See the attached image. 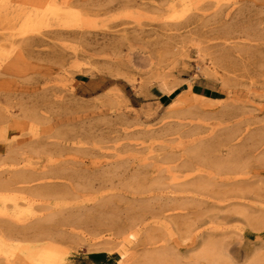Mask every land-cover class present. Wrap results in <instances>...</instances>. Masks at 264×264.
<instances>
[{
  "label": "rangeland",
  "instance_id": "1",
  "mask_svg": "<svg viewBox=\"0 0 264 264\" xmlns=\"http://www.w3.org/2000/svg\"><path fill=\"white\" fill-rule=\"evenodd\" d=\"M188 90L210 98L204 109H189ZM0 143L7 151L24 150L41 178L4 188L10 180H0V211L19 216L27 234L14 243L33 248L25 253L29 264H67L73 255L93 252L109 254L113 264H192L202 243L196 238L191 247L189 230L212 216L217 219L199 230L208 224L212 240H225L218 264H264V182L254 176L264 179V0H0ZM47 173L72 174L78 189H49L42 182ZM242 177L251 182L229 187L218 181ZM253 180L258 186L251 187ZM79 183L88 184L85 191ZM43 185L47 193H36ZM217 190L228 194L221 198ZM82 193L94 197L78 210ZM214 194L224 200L216 197L217 204ZM56 202L60 208L46 207ZM224 213L230 215L225 223ZM2 243L0 264H8L18 253L10 255ZM173 247L182 251L175 255Z\"/></svg>",
  "mask_w": 264,
  "mask_h": 264
},
{
  "label": "bare ground",
  "instance_id": "2",
  "mask_svg": "<svg viewBox=\"0 0 264 264\" xmlns=\"http://www.w3.org/2000/svg\"><path fill=\"white\" fill-rule=\"evenodd\" d=\"M179 1H182V0H179ZM173 2L172 3H168V5H167V9L169 8H171V7H173ZM71 6V5H70ZM240 13H242V12H240ZM28 15H30V14H28ZM242 15H244V14H242ZM175 26V25H174ZM32 27V26H31ZM229 29V28H228ZM231 29V28H230ZM32 41V40H31ZM33 42V41H32ZM38 42V41H37ZM35 43V42H34ZM214 50V49H213ZM188 92H190L192 95H193V98H192V101L189 103V109L190 108H194V110L196 111V110H199L200 108H203V107H205L207 104H205V102L207 103L209 100H210V98L209 97H204V96H202V95H199V94H196V93H194V92H192L191 90H188ZM183 95V92L182 93H180V94H178L177 95V99H180L181 98V96ZM194 99H196V100H194ZM204 100H208V101H204ZM191 106V107H190ZM13 107V106H12ZM210 107V106H209ZM208 107V108H209ZM213 108V107H212ZM204 109V108H203ZM211 109V108H210ZM241 109V108H240ZM206 110H208V109H206ZM199 112V111H198ZM5 113V112H4ZM24 113V112H23ZM27 113V112H26ZM43 113V112H42ZM200 113V112H199ZM202 113V112H201ZM214 113V112H213ZM234 113V112H233ZM18 114H20V113H18ZM17 114V115H18ZM206 114V113H205ZM209 114H211V113H209ZM208 114V115H209ZM232 114V113H231ZM231 114H229V115H231ZM235 114H236V112H235ZM234 114V115H235ZM238 114V113H237ZM12 115H13V113H12ZM204 115V114H203ZM212 115V114H211ZM23 116V115H22ZM205 116H207V114L205 115ZM210 116V115H209ZM233 116V115H232ZM231 116V117H232ZM10 117H14V116H10ZM228 118L230 117V116H227ZM237 117V116H236ZM8 118H9V115H8ZM233 118V117H232ZM234 118H235V116H234ZM229 119H231V118H229ZM15 120V119H14ZM25 121V120H24ZM3 122V121H2ZM5 122V121H4ZM32 122V121H31ZM37 123V122H36ZM48 123V122H47ZM46 123V124H47ZM2 125V124H1ZM8 128V127H7ZM1 130H2V128H1ZM29 130V129H28ZM2 132V131H1ZM4 132V131H3ZM28 132V131H27ZM32 132V131H31ZM48 134V133H47ZM32 138V137H31ZM34 138V137H33ZM74 138V137H73ZM28 139V138H27ZM45 139V138H44ZM47 139V138H46ZM76 139V138H75ZM78 139V138H77ZM71 140H72V138H71ZM67 141V140H66ZM70 141V140H69ZM74 140H72V142H73ZM78 141V140H77ZM81 141V140H80ZM71 142V143H72ZM60 143V142H59ZM74 143V142H73ZM54 144V143H53ZM56 144V143H55ZM24 145V144H23ZM22 145V146H23ZM26 145V144H25ZM28 145V144H27ZM26 145V146H27ZM64 145V144H63ZM72 145V144H71ZM31 146V145H30ZM73 146H71V148H72ZM23 149V148H22ZM25 149V148H24ZM30 149V148H29ZM38 149V148H37ZM42 149H44V148H42ZM28 150V149H27ZM31 150V149H30ZM40 150V149H39ZM41 151V150H40ZM74 151V150H73ZM23 152H24V150H23ZM23 152H21V151H17L16 149L15 150H6L4 153H2L0 156H1V158L2 159H0V180H2V179H4L5 178V176H7L8 178H9V180H10V182H9V184H4V185H2L3 187L2 188H4V187H10L11 185H15V184H24V185H28V184H31L32 182H34V181H36V180H41V178H37L36 177V175H35V173L34 172H37L38 170H37V168H35L33 165H31L30 163H28V162H26V155L23 153ZM30 152V151H29ZM43 152V151H42ZM35 152L33 151V153L32 154H34ZM38 154V153H37ZM36 154V155H37ZM49 154V153H48ZM35 155V154H34ZM66 156V155H65ZM93 157V156H92ZM65 158V157H64ZM67 159V158H66ZM65 160V159H64ZM232 161H234L233 159H232ZM247 161V160H246ZM245 161V162H246ZM225 162V161H224ZM231 162V161H230ZM238 162H240V161H238ZM82 163V162H81ZM218 163V162H217ZM225 163H229V162H225ZM235 163H236V161H235ZM9 164V166H8V168L6 167L7 165ZM33 164V163H32ZM83 164V163H82ZM111 164V163H110ZM115 164V163H114ZM211 164H212V162H211ZM216 164V163H215ZM215 164H212V166L214 165L215 166ZM223 164V163H222ZM230 164V163H229ZM234 164V163H233ZM233 164H230V165H232L233 166ZM6 165V166H5ZM40 165V164H39ZM84 165V164H83ZM82 165V166H83ZM108 165V164H107ZM208 165H210V163L208 164ZM220 165L221 164H217L216 166L217 167H220ZM225 165V164H224ZM241 165H243L242 167H244V164H241ZM79 166H81V165H79ZM110 166V165H109ZM111 166H114V165H112L111 164ZM226 166V165H225ZM232 166H229V167H232ZM236 166H237V164H236ZM238 166H239V164H238ZM237 166V167H238ZM39 167V166H38ZM95 167V166H94ZM223 167V166H222ZM221 167V168H222ZM234 167H235V164H234ZM234 167H232V168H234ZM240 167V166H239ZM105 168H107V167H105ZM113 168V167H112ZM220 168V170L222 171L223 170V168L221 169ZM225 169H226V167H224ZM84 169H88L87 167H84ZM114 169V168H113ZM112 169V170H113ZM228 169V168H227ZM235 169H236V167H235ZM238 169V168H237ZM244 169V168H243ZM234 170V169H233ZM245 170H246V168H245ZM80 171H83V169L82 170H80ZM80 171H78V172H80ZM85 171V170H84ZM83 171V172H84ZM237 171V170H236ZM239 171H241L240 169H239ZM243 171V170H242ZM241 171V172H242ZM45 172V171H44ZM44 172H40L41 174H43V175H45V173ZM64 172V171H63ZM77 172V171H76ZM222 172H224V171H222ZM233 171H231L230 170V172L228 171L227 173L229 174H231ZM27 173L29 174H33L34 173V175H35V178H32L31 179V175L29 176V178H28V176H27ZM71 173H73L72 171H71ZM102 173H104V172H102ZM226 173V172H225ZM224 173V174H225ZM41 174H38V177H43V176H39V175H41ZM48 174V173H47ZM58 174V173H57ZM64 174V173H63ZM66 174V173H65ZM67 174H70V173H67ZM75 173H73V175H74ZM221 174H223V173H221ZM236 174V172L234 173V175ZM49 176H46V178H42V182H43V184H47L46 186H49V185H51L50 187H52V185L54 186V185H59V186H61V185H64L65 187H66V189L67 188H73L72 187V181L71 180H73L75 177L73 176L72 177V174H71V176H69V175H67V176H54L53 174V176H54V178L53 177H51V174H48ZM60 175H61V173H60ZM83 175V174H82ZM92 175V174H91ZM91 175H89L90 177H92ZM217 175V174H216ZM219 175V174H218ZM225 175H227V174H225ZM76 176V175H75ZM77 176H78V174H77ZM88 176V177H89ZM94 176H95V174H94ZM101 176H104V175H101ZM100 176V177H101ZM106 176V175H105ZM199 176V175H198ZM202 176V175H201ZM227 176H229V175H227ZM236 176H237V174H236ZM239 176H240V173H239ZM254 176H259V178H260V180L258 179V182L260 181L261 182V184H262V182H264V179H262V176H261V174H257V173H254ZM6 177V178H7ZM98 177V176H97ZM200 177V176H199ZM223 177V176H222ZM238 177V176H237ZM244 177V176H243ZM235 178V179H230V178H228V179H218V181L219 182H222V183H230V184H232L233 185V183H231L232 181L233 182H235V185H237V183H241V184H246L247 183V185H248V183H250L251 181H252V179L253 178H251L250 176V178H251V181L250 180H248V178ZM78 178V177H77ZM80 178H81V176H80ZM197 178V177H196ZM206 178V176H204V178L203 179H205ZM216 178V177H215ZM214 178V179H215ZM217 178H218V176H217ZM256 178V177H255ZM254 178V179H255ZM83 179V178H82ZM87 179V178H86ZM95 179V178H94ZM102 179H104L103 177H102ZM203 179H198V180H200V182L203 180ZM208 179V178H207ZM77 180V179H76ZM88 180V179H87ZM87 180H85V181H87ZM90 180H92L91 178H90ZM95 180H97V178L95 179ZM94 180V181H95ZM105 180V179H104ZM104 180H102V182L104 181ZM107 180V179H106ZM110 180V179H109ZM212 180V179H211ZM5 181H6V179H5ZM66 181H68V182H66ZM71 181V182H70ZM75 181V180H74ZM78 181H79V179H78ZM80 181H83V180H80ZM79 181V182H80ZM84 181V182H85ZM93 181V180H92ZM91 181V182H92ZM99 181V180H98ZM100 181H101V178H100ZM108 181V180H107ZM111 181V180H110ZM162 181V180H161ZM194 181V180H193ZM192 181V183H194V182H196V184H197V181H194L193 182ZM205 181L206 182H208L206 179H205ZM205 181H203L201 184H207V183H204ZM248 181H250V182H248ZM77 182V181H76ZM109 182V181H108ZM199 182V181H198ZM0 183H1V181H0ZM88 183V182H87ZM87 183H85V184H87ZM97 183V182H96ZM157 183V182H156ZM183 183H185V184H187L188 182H183ZM208 183H210V181L208 182ZM213 183V182H212ZM211 183V185L213 186V184ZM253 184H251V187H252V185H257V183L255 184V182H254V180H253V182H252ZM3 184V183H2ZM38 184H39V182H38ZM38 184H36V185H38ZM78 183H73V185H77ZM80 185H81V183H79ZM88 184H90V181H89V183ZM88 184L87 185H81L82 187H88ZM98 184V183H97ZM101 184V183H100ZM104 184V182L101 184V186ZM107 184V183H106ZM112 184V183H111ZM185 184H184V186H185ZM196 184H193L194 186L196 185ZM201 184H199L200 186L199 187H201V186H203V185H201ZM230 184H229V187H230ZM34 185V184H33ZM42 185V184H41ZM92 185H94L93 183H92ZM99 185V184H98ZM109 185V184H108ZM160 185V186H159ZM159 185H157L158 187H161L162 186V184L160 183ZM179 185H181V184H179ZM183 185V184H182ZM181 185V186H182ZM188 185H189V183H188ZM188 185H186V190L190 193V190H188L187 189V186ZM198 185V184H197ZM210 184H208V185H205L206 187L207 186H209ZM210 185V188L212 187ZM216 185V184H215ZM225 185H227V184H225ZM225 185H222V187L220 188V186L219 185H217V186H219V189H222ZM234 185V186H235ZM250 185V184H249ZM63 186V189L65 188ZM79 186V185H78ZM156 186V185H155ZM172 186V185H171ZM184 186H182V187H184ZM233 186V187H234ZM258 186V185H257ZM34 187H36L35 185H34ZM38 187V186H37ZM36 187V188H37ZM41 187V186H40ZM38 188V190H35L36 191V193H40V191L42 192V190H43V193L44 192H46L47 193V191H44L45 189H46V187H44V185H43V187H41V188ZM49 187V189H53V187L52 188H50ZM85 187H84V190L83 191H85L86 189H85ZM90 187H91V185H90ZM89 187V188H90ZM104 187H107V185L106 186H104ZM103 187V188H104ZM170 187V186H169ZM176 187V186H175ZM182 187H180L181 189H182ZM189 187V186H188ZM197 187V186H196ZM204 187V186H203ZM205 187V188H206ZM214 187H216V186H214ZM233 187H232V189H233ZM240 186H238V188H239ZM260 187V186H259ZM258 187V193H259V188ZM23 188V187H22ZM26 188V187H25ZM29 188V187H28ZM33 186H31L30 188H29V190L31 189L32 191H33ZM43 188V189H42ZM61 188V187H60ZM75 188V187H74ZM73 188V189H74ZM79 188H81L80 186H79ZM99 188H100V185H99ZM98 188V189H99ZM102 188V189H103ZM153 188H155V187H153ZM164 188V187H163ZM171 188V187H170ZM178 186H177V189H180ZM191 189L193 188L192 186L190 187ZM198 188V187H197ZM207 188V189H209V190H215V188ZM217 188V187H216ZM224 188H226V187H224ZM223 188V189H224ZM235 188V187H234ZM238 188H236L237 189V192L236 191H234V190H232V193L233 192H236V193H238V194H240V195H242V194H247V190L246 191H244V193H240V192H238ZM242 189H244L243 188V186L241 187ZM246 188V187H245ZM253 188H255L254 186H253ZM12 189V188H11ZM20 189H21V187H20ZM35 189V188H34ZM63 189H62V191H63ZM76 190L78 189V188H75ZM82 189V188H81ZM90 189H93V188H90ZM97 189V186H96V188H95V190ZM97 189V190H98ZM101 189V188H100ZM159 189H162V188H157L156 187V191H158ZM174 189H176V188H174ZM180 189V190H181ZM195 190H200V189H204V188H198V189H196V188H194ZM206 189V190H207ZM223 189H222V191H223ZM240 189V188H239ZM256 189H257V187H256ZM23 190H24V188H23ZM29 190H27L26 189V191H28L29 192ZM47 190V189H46ZM65 190V189H64ZM180 190H178L179 192H180ZM226 190H228V189H226ZM251 190H253V189H251ZM38 191V192H37ZM55 191H57L56 189H55ZM59 191V190H58ZM57 191V192H58ZM62 191H61V193H62ZM66 191H68V189L66 190ZM74 191V190H73ZM80 191H82V190H80ZM82 191V192H83ZM168 191H170V190H168ZM218 191V190H217ZM231 191V190H230ZM240 191H241V189H240ZM51 192V191H50ZM49 192V193H50ZM57 192H55V193H57ZM75 192V191H74ZM79 192V191H78ZM159 192H160V190H159ZM181 192H182V190H181ZM183 192H185V191H183ZM182 192V193H183ZM197 192V191H196ZM196 192H192L193 194H195ZM199 192H201V191H199ZM219 192V191H218ZM221 192V191H220ZM218 193L219 195V197H223L224 196V198H225V195H227L228 193H226V194H224L223 195V193L224 192H227V191H223V193H222V196H221V193ZM229 192V191H228ZM248 192H249V190H248ZM33 193H34V191H33ZM48 193V194H49ZM58 193H60V192H58ZM187 193V192H186ZM198 193V192H197ZM202 193H205L204 191L202 192ZM209 193V192H208ZM211 193V192H210ZM209 193V194H210ZM217 193V192H216ZM236 193H233V194H235V195H237ZM257 193V192H256ZM257 193V194H258ZM32 194V193H31ZM51 194H53L52 192H51ZM154 194V193H153ZM199 195L201 194V193H198ZM198 194H197V196H198ZM229 194H231V192L229 193ZM32 195H34V194H32ZM41 195H42V193H41ZM54 195V194H53ZM56 195V194H55ZM58 195V194H57ZM64 194H62V196H63ZM102 195V194H101ZM151 195V194H150ZM155 195V194H154ZM203 195V194H202ZM207 195V194H206ZM205 195V196H206ZM215 195H217V194H214V202H216L215 201V198L217 197L218 199H219V197L218 196H215ZM234 195V196H235ZM250 195V194H249ZM37 196V195H36ZM49 196H51L50 194H49ZM78 196V197H77ZM77 198H79V200H80V202L77 200V203H76V207H78V210H79V207H82L83 206V208H84V206H86L87 205V202L88 201H90V200H92L93 199V195L92 194H84V193H82V194H77ZM156 196V195H155ZM159 196V195H158ZM184 196V195H183ZM186 197H187V195H185ZM210 196H213V192H212V194L210 195ZM232 196V195H231ZM247 196H248V194H247ZM254 196V195H253ZM252 196V197H253ZM257 196V195H256ZM260 196H262V194L261 195H259L258 197H260ZM37 197H40V196H37ZM57 197V196H56ZM157 197V196H156ZM188 197H189V195H188ZM203 197V196H202ZM208 197V196H207ZM51 198H53L52 196H51ZM160 198V197H159ZM179 198V197H178ZM191 199H193L192 197H190ZM195 198V197H194ZM204 198V197H203ZM211 198V197H210ZM217 198H216V200H217ZM220 198V199H221ZM224 198L223 199H221V200H224ZM227 198H228V196H227ZM256 198V197H255ZM262 198H264V196H262ZM32 199V198H31ZM39 199H41V198H39ZM101 199V198H100ZM103 199V198H102ZM172 200H173V198H171ZM177 199V198H176ZM176 199H174V200H176ZM182 200H184L183 198H181ZM188 199V198H187ZM197 199V198H196ZM200 199V198H199ZM209 199V198H208ZM213 199H210V200H212L213 201ZM219 199V200H220ZM235 199V198H234ZM16 200H17V198H16ZM198 200V199H197ZM203 200V199H202ZM204 200H205V198H204ZM203 200V201H204ZM232 200V199H231ZM255 200V199H254ZM257 200H258V198H257ZM18 201V200H17ZM29 197L27 198V199H25L24 200V203L26 202L27 204L29 203ZM181 201V200H180ZM185 201H186V199H185ZM188 201V200H187ZM186 201V202H187ZM191 201H193V200H191ZM190 201V199H189V202L190 203H192ZM207 201V200H206ZM209 201V200H208ZM235 201V203H236V200H234ZM233 201V202H234ZM35 202V201H34ZM65 202V201H64ZM85 202V203H84ZM91 202V201H90ZM98 202V201H97ZM186 202H184V203H186ZM194 202V205H196L195 203L197 202L196 200H194L193 201ZM201 202V201H200ZM200 202H198L199 204H201L202 206H203V204H206V202L205 203H200ZM218 202V201H217ZM216 202V203H217ZM227 202V201H226ZM230 202H232V201H230ZM229 202V203H230ZM232 202V203H233ZM240 202V201H239ZM246 202V201H245ZM244 202V203H245ZM25 203V204H26ZM42 203V202H41ZM75 203V202H74ZM99 203H100V201H99ZM103 203H104V201H103ZM107 203V202H106ZM188 203V202H187ZM222 203V201L220 202V204ZM228 203V202H227ZM53 204V205H52ZM52 204H49V205H47L46 207H51V208H53V209H55V208H60V206L62 205V204H59V202H56V203H52ZM67 204V203H66ZM97 204V203H96ZM193 204V203H192ZM199 204H197L196 206L198 207V205ZM218 204V203H217ZM220 204H219V208H220ZM231 204V203H230ZM17 205V204H16ZM101 205H102V203H101ZM207 205V204H206ZM222 205V204H221ZM224 205H226V204H223V206ZM233 205V204H232ZM239 205V204H238ZM243 205V204H242ZM100 206V205H99ZM228 206V205H227ZM95 207H97V206H95L94 205V208ZM192 207H193V205H192ZM195 207V206H194ZM199 207H200V205H199ZM210 207V206H209ZM209 207H207V208H209ZM241 207V206H240ZM247 207H248V205H247ZM50 208V209H51ZM75 208V207H74ZM73 208V209H74ZM201 208V207H200ZM225 208V207H224ZM233 208H235V206L233 207ZM49 209V208H48ZM77 209V208H76ZM82 209V208H81ZM88 209V208H87ZM89 209H91V208H89ZM88 209V210H89ZM191 209V208H190ZM205 209V208H204ZM214 209L215 208H210L209 210L207 209V212H209L210 210H212V211H214ZM228 209H230V206H229V208ZM231 209H232V207H231ZM241 210L242 209H244V208H240ZM44 210H45V208H44ZM46 210H47V208H46ZM88 210H84V211H86V212H88ZM97 210V209H96ZM225 209H223V211H224ZM236 210H238V208L236 207ZM77 211V210H76ZM106 211H108V210H106ZM218 211H220V210H218ZM218 211H216V212H218ZM239 211V210H238ZM243 211V210H242ZM242 211H240L241 213H243ZM246 211V210H245ZM244 211V212H245ZM46 212V211H45ZM77 212H79V211H77ZM77 212H75L76 214H77ZM85 212V213H86ZM103 212V211H102ZM206 212V211H205ZM204 212V213H205ZM207 212L204 214V215H208V214H210V213H208L207 214ZM215 212V213H216ZM222 212V211H221ZM234 212H236L235 211V209H234ZM233 212V210H232V213L234 214V216H235V213ZM256 212V211H255ZM255 212H254V214H255ZM260 212V211H259ZM74 213V214H75ZM101 213V212H100ZM212 213H214V212H211V215H212ZM226 214H227V212H225ZM224 213V214H225ZM247 213H248V211H247ZM251 213V212H250ZM250 213H248L249 215H250V217L252 216V213L250 214ZM262 213V212H261ZM50 214V213H49ZM54 214V213H53ZM56 214V213H55ZM83 214H84V212H83ZM89 214H90V212H89ZM89 214H87V215H89ZM99 214V213H98ZM111 214V213H110ZM217 214H219V213H217ZM225 214V215H226ZM239 214V212L237 213V215ZM245 214H246V212H245ZM50 215H52V214H50ZM69 215V214H68ZM73 215V214H72ZM106 215V214H105ZM105 215H103V216H105ZM115 215V214H114ZM117 215V214H116ZM120 215V214H119ZM118 215V216H119ZM184 215H186V213L184 214ZM197 216H199V213L198 214H196ZM219 215H222L221 213L219 214ZM242 215V214H241ZM243 215H244V213H243ZM242 215V216H243ZM247 215V214H246ZM246 215H244V216H246ZM262 215H264V214H262ZM41 216V215H40ZM49 215H47L46 214V217H48ZM58 216V215H57ZM65 216V215H64ZM64 216H63V218H64ZM74 216V215H73ZM76 216V215H75ZM81 216V215H80ZM84 216V215H83ZM92 216V215H91ZM98 216V215H97ZM121 216V215H120ZM168 216V215H167ZM187 216H188V214H187ZM187 216H186V218H187ZM200 216H203V215H201L200 214ZM206 216H203L202 218L204 219V217H206ZM223 216V215H222ZM227 216V215H226ZM242 216H237V217H242ZM42 217V216H41ZM53 216H50L48 219H49V222L51 221V219L53 220V218H55V217H53ZM95 218H96V216H94ZM99 217V216H98ZM112 216H110V218H111ZM115 217H117V216H115ZM131 217V216H130ZM171 217V219H172V216H169V218ZM174 217H175V215H174ZM178 217H181V216H179L178 215ZM228 217H230V215L228 214V216H227V218H225V217H220V219H222V221H223V223H225L224 222V220L223 219H225V220H227L228 219ZM248 217V216H247ZM260 217V216H259ZM43 218H45V217H43ZM42 218V219H43ZM62 218V219H63ZM74 218V217H73ZM79 218V217H78ZM77 218V219H78ZM86 218V217H85ZM93 218V217H92ZM101 218V217H100ZM113 218V217H112ZM132 218V217H131ZM136 218V217H135ZM139 218V217H138ZM177 218V216L175 217V219ZM185 218V219H186ZM189 218V217H188ZM216 218V216L215 217H208V220H199L198 221V223L196 224V225H194L193 226V229L190 227V226H188L187 224V226L189 227V228H191V230H189V233H188V237H189V240L188 241H190V245H191V247L194 245V241H195V239L196 238H198V239H200V241H201V243L203 244H201V250L192 258L193 259V263L192 264H195L197 261L199 262V261H203V262H205V264H218L217 263V260L219 261V258H221V259H224L225 258V254H224V247H223V245L221 244V242L222 243H224L225 242V240L224 241H221L220 243L218 242V241H214V240H212L211 239V234H209L208 232H206V231H208V230H204L205 228H207V225H206V227L205 228H203V230H199V228L201 227V226H203L204 225V223H206V222H208V223H210V222H212V220H214ZM254 218V221H255V217H253ZM262 218V217H261ZM260 218V219H261ZM47 218H45V220H46ZM60 219V218H59ZM65 219V218H64ZM69 219V218H68ZM71 219H72V217H71ZM75 219H76V217H75ZM75 219H74V221H75ZM77 219H76V221H77ZM80 220H82V216H81V218H79ZM79 219H78V221L77 222H79ZM88 219V218H87ZM97 220L99 219V218H96ZM143 219H145V218H143ZM180 219H183V218H180ZM194 219H196L197 220V218H195V216H194ZM217 219V218H216ZM215 219V220H216ZM259 219V218H258ZM260 219H259V221H260ZM20 218H19V216L18 215H16L15 213H12V212H7L6 210H2V211H0V240H1V242H3L4 243V248H5V251L6 252H8L10 255H14V254H17V256H15V260L14 261H9L8 260V264H29V258L26 256V254L25 253H27L26 251H32L33 250V248H31L30 249V247H26V246H24V247H21V245H18L17 243H14L16 240H18V237H21V235H23V234H27V232L25 233V232H23V231H21L22 230V226H21V224H20ZM115 220H117V219H115ZM130 220H132V219H130ZM137 220H139V219H137ZM189 220V219H188ZM245 220H246V217H245ZM251 220V219H250ZM35 221H37L36 222V224L38 223V221H41V218H37V219H35ZM54 221H55V219H54ZM57 221V220H56ZM68 221V220H67ZM70 221V220H69ZM85 221V220H84ZM94 221H96V220H94ZM102 221H103V219H102ZM133 221H135V219H133ZM206 221V222H205ZM218 221V220H217ZM216 221V223H220V221H218L217 222ZM243 221V220H242ZM256 221H257V219H256ZM45 222L47 223V221H44V224H45ZM90 222V219H89V221H88V223ZM92 222V221H91ZM112 222V221H111ZM125 222V221H124ZM129 222V221H128ZM190 222V221H189ZM197 222V221H196ZM246 222H247V220H246ZM249 222V221H248ZM251 222H252V220H251ZM262 222H264V219H262ZM261 222V223H262ZM62 223H63V220H62ZM71 223H74V222H71ZM71 223H69V224H71ZM83 223V222H82ZM82 223L80 224V222H79V224L80 225H82ZM98 223H99V221H98ZM106 223V222H105ZM108 223V222H107ZM120 223V222H119ZM133 224L134 223H137L136 221L135 222H132ZM253 223V222H252ZM54 224V223H53ZM58 224V223H57ZM68 224V225H69ZM75 224V223H74ZM73 224V225H74ZM85 225H86V223H84ZM91 224V223H90ZM93 224V223H92ZM104 224V223H103ZM113 224V223H112ZM121 224V223H120ZM120 224H119V226H120ZM126 224H128V223H125V225ZM130 224H131V222H130ZM140 224V223H139ZM192 224V223H191ZM259 224L260 223H257V227H259ZM35 225V224H34ZM33 225V226H34ZM55 225V224H54ZM64 225H66L67 227H68V225L67 224H64ZM105 225V224H104ZM135 225V224H134ZM145 225V224H144ZM189 225H190V223H189ZM213 225V224H212ZM214 225L216 226L217 225V227H219L218 226V224H215V222H214ZM213 225V226H214ZM250 225H251V223H250ZM58 225H56V227H57ZM77 226H79V225H77ZM76 226V227H77ZM88 226V225H87ZM214 226V227H215ZM222 226V225H221ZM247 226V225H246ZM251 226H255V224L254 225H251ZM260 226H264V223H262ZM30 227H32V226H30ZM30 227H29V229H30ZM38 227V226H37ZM40 227H42V225L40 226L39 225V228ZM44 227V226H43ZM83 227V226H82ZM109 227V226H108ZM115 227V226H114ZM130 227V226H129ZM57 228H60V227H57ZM61 228H62V226H61ZM60 228V229H61ZM79 228H80V226H79ZM110 228V227H109ZM132 228V227H131ZM184 228H187V227H184ZM213 228V227H212ZM254 229H255V227H253ZM260 228V227H259ZM24 229V228H23ZM37 229V228H36ZM74 229H75V226H74ZM74 229H72L71 230V227H70V229H69V231L67 232V233H69V234H74ZM111 229V228H110ZM117 229V228H116ZM123 229V228H122ZM127 229H128V227H127ZM188 229V228H187ZM198 229V230H197ZM201 229V228H200ZM217 229V228H216ZM220 229V231H221V228H219ZM39 230V229H38ZM62 230V229H61ZM63 230H64V228H63ZM108 230V229H107ZM197 230V231H196ZM210 230H211V232H212V229L210 228ZM215 230V229H214ZM257 230H258V228H257ZM35 231V230H34ZM55 231V230H54ZM123 231L125 232L126 231V229L124 230L123 229ZM241 231V230H240ZM28 232H29V230H28ZM31 232V231H30ZM45 232V231H44ZM51 232V231H50ZM61 232V231H60ZM119 232H122V231H119ZM210 232V231H209ZM210 232V233H211ZM57 233L59 234V232L57 231ZM77 233V232H76ZM216 233V232H215ZM29 234V233H28ZM33 234V233H32ZM54 234V233H53ZM186 233H184V235H185ZM31 235V234H30ZM35 235V234H34ZM34 235H32V236H34ZM122 235V234H121ZM235 235V234H234ZM27 235H25V237H26ZM54 236H56V235H54ZM61 236V235H60ZM120 236V235H119ZM222 236V235H221ZM29 237V236H28ZM50 237H52V235L50 236ZM62 237V236H61ZM218 237V236H217ZM223 238L224 237H226V236H222ZM235 237H237L236 235H235ZM52 238H56V237H52ZM32 239V238H31ZM51 239V238H50ZM180 239V238H179ZM178 239V240H179ZM197 239V240H198ZM230 239V238H229ZM52 240V239H51ZM184 240V239H183ZM205 240V241H204ZM220 240H222V239H220ZM231 240V239H230ZM187 241V242H188ZM226 241H228L227 240V238H226ZM177 242V241H176ZM2 243V244H3ZM240 244V243H239ZM178 245V244H177ZM238 245V244H237ZM198 246H199V244H198ZM233 246V245H232ZM232 246H231V248H232ZM234 246H236V245H234ZM39 247V246H38ZM43 247V246H42ZM42 247H40V248H42ZM50 247V246H49ZM177 247V246H176ZM176 247H173V249L172 250H175V252H177L175 255H177L178 253H179V251H182V250H179L178 248H176ZM179 247V246H178ZM190 247V246H189ZM226 247H230V246H226ZM3 248V249H4ZM36 248V247H35ZM235 248V247H234ZM226 249H228V248H226ZM194 250V249H193ZM21 251V252H20ZM226 251V250H225ZM232 251V250H231ZM234 252V251H233ZM226 253H227V251H226ZM229 253H231L232 254V252H229ZM228 254V253H227ZM50 255V254H49ZM179 256V255H178ZM189 257V256H188ZM177 258V257H176ZM176 258H174V259H176ZM180 256H179V260L177 259V263H180L179 261H180ZM182 259V258H181ZM183 259H184V257H183ZM175 261V260H174ZM187 262V261H186ZM189 263V262H188ZM175 264V263H174ZM199 264V263H198Z\"/></svg>",
  "mask_w": 264,
  "mask_h": 264
},
{
  "label": "crops",
  "instance_id": "3",
  "mask_svg": "<svg viewBox=\"0 0 264 264\" xmlns=\"http://www.w3.org/2000/svg\"><path fill=\"white\" fill-rule=\"evenodd\" d=\"M14 145H18L17 140ZM6 144L0 143V152L6 151ZM67 264H113L111 256L104 252H93L88 254L73 255L68 259Z\"/></svg>",
  "mask_w": 264,
  "mask_h": 264
},
{
  "label": "trees",
  "instance_id": "4",
  "mask_svg": "<svg viewBox=\"0 0 264 264\" xmlns=\"http://www.w3.org/2000/svg\"><path fill=\"white\" fill-rule=\"evenodd\" d=\"M197 94H201V93H198V92H197Z\"/></svg>",
  "mask_w": 264,
  "mask_h": 264
}]
</instances>
